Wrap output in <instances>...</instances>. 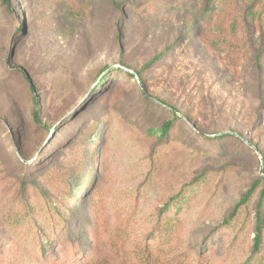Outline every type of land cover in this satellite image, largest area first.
Wrapping results in <instances>:
<instances>
[{
	"label": "rangeland",
	"instance_id": "rangeland-1",
	"mask_svg": "<svg viewBox=\"0 0 264 264\" xmlns=\"http://www.w3.org/2000/svg\"><path fill=\"white\" fill-rule=\"evenodd\" d=\"M251 1L236 0L240 14ZM55 3L10 0L12 14L0 6V264H73L61 258L69 252L60 247L44 258L29 255L14 220L29 221L22 213L27 193L32 222L45 227L41 195L58 206L53 174L80 163L78 138L93 125L99 134L90 139L96 137L98 149L85 163L100 199L84 193L73 205L77 218L58 240L79 245L73 257L92 246L96 211L97 247L105 264H119L118 251L150 238L159 210L185 189L183 240L165 259L187 252L184 264H196L198 253L201 264H242L252 245L258 191L233 226L221 225L260 175L261 161L264 175V14L260 25L247 30L240 22L231 35L209 29L189 35L204 0ZM156 54L160 61L144 73L149 93L189 113L205 135L240 133L255 149L233 138L216 148L178 121L159 146L148 130L169 114L144 104L137 78L113 71L121 63L128 72L142 71ZM20 70L30 76L33 93ZM33 94L39 124L32 118Z\"/></svg>",
	"mask_w": 264,
	"mask_h": 264
},
{
	"label": "trees",
	"instance_id": "trees-1",
	"mask_svg": "<svg viewBox=\"0 0 264 264\" xmlns=\"http://www.w3.org/2000/svg\"><path fill=\"white\" fill-rule=\"evenodd\" d=\"M39 1L42 4L46 2V0ZM55 1L56 0H48V3L54 5L56 4ZM148 1L149 0H139V3H146ZM0 6L3 11H6L10 14L13 13L10 0H0ZM263 14L264 0L251 1L248 5H246L242 14L239 13L236 0H204L200 12L198 13L197 17L192 20L187 34H196L198 31H200V29H209V31L213 30L219 36L224 35L225 33H229V35H231L233 32L237 31L236 26H239L240 22H242L243 26L247 30L251 29L253 24L256 25L257 23L260 25L262 23L261 19ZM43 21L44 20H42V22ZM241 27L242 26L240 25L238 29ZM19 28V25L15 26L16 30H20ZM119 35L120 32H118V36ZM261 54L264 55V44L262 45ZM160 57L161 54L154 55L152 60L144 65V69L142 71L135 70L133 73L128 72L126 69H123V67H126L124 63H121L122 67H119L120 69L117 68L113 70L118 74L123 72L124 76L135 78V80L138 78L144 87V91L139 88L144 104L148 108L155 107L169 114L168 118L164 119L158 126H154L148 130L149 135L156 140V143L159 146H163L168 143V140L170 139V136L173 132V128L175 127L174 124L176 121H178L182 126L184 125L190 129L195 136L200 137L204 141H211V146L216 148H221L224 144L223 142L230 138L239 141L243 145L244 143L248 145L242 139L241 134L236 132H213V135L211 136L205 135L204 130L201 126H199L197 121L193 119L189 113L182 112V116L187 118L200 132H202V134L194 131V129L185 121V119L177 114V112L181 111L179 107H176L168 101L149 93L147 78L144 76V73L148 70L154 69L156 62L160 61ZM19 72L33 93L34 86L30 76L24 70H20ZM102 79H100L99 83H102ZM157 101L162 103L164 106ZM39 109V100L33 94L31 113L34 122L37 124H39ZM97 134H99V131L96 125L85 129L78 138V145L83 152L80 163L76 165L74 169L72 167L65 173L56 171L53 174V177L56 180L51 181V185H53L55 188L54 190L59 195L58 206L57 204L46 202L48 199L46 194L41 195L44 196L45 200L43 199V201H45L46 210H48L45 212V219H41L42 221H45V227L39 228L36 223L32 222L33 208L31 206L30 200L28 199L29 195L24 193V197L22 199L24 209L22 213L25 216H28L29 221H25L24 225L23 223L17 225L19 221L16 219L14 220L16 223L14 228H21L23 230L22 232L18 231V234L20 233L24 235L26 245L30 248L29 255L37 254L44 258L46 254L53 252L54 248L57 250V248L60 247L65 253L69 252V257L67 253L62 255L61 258L63 260H68L69 258V262L73 261V264H105L107 255L103 253L96 244L97 227L95 226L98 221V215L96 214V211H92L93 216H91L93 221L92 228H94L93 236L89 237V240L93 242L91 247H85V249L83 248L77 256L73 257L76 254L75 251L77 250L75 247H78L79 245L76 242H72L71 239H68L64 242L60 241L62 244H60L58 241L65 235L69 222L77 218L76 212L73 211L74 203H76V201L79 200L80 197L84 195V193L90 194L95 201L100 199V191L94 185L95 181L93 179V175L90 177V174H92L90 169H92V167L89 168L85 163V160L87 157H89V155L90 157L96 156L98 149L94 144L96 137H94V140H91L90 136H96ZM72 169L73 171H71ZM84 182L87 184L85 185ZM32 184L35 186L37 182L33 181ZM34 186L32 187L31 185V187L36 190ZM27 187H29V185L23 186L21 191L25 192ZM257 191L258 195L254 212L255 226L252 245L249 255L242 264H264L263 175H258L256 177L249 188L235 203L233 209L223 220L221 225L225 226L226 228L233 226L234 222L238 219L239 214L242 211L241 208L247 205L248 201ZM185 195L186 191L183 189V191H181L178 196L171 198L163 205V207L159 210L156 220L149 232L150 238H145L142 243L137 245V249H134V245H130L128 252L125 250L118 251L117 258L120 261L119 264H168V262H172L173 264H184V262L189 259L187 252H181L171 259H165V255L169 252V250H171L173 247L179 246L183 240L184 224L182 218L180 217V213L183 209L184 203H186L187 200ZM28 228L33 229L31 232H29L27 231ZM202 250L203 249H200L199 251ZM43 254L45 255L43 256ZM202 256V254H197L196 264H201ZM55 258H58V254L55 255Z\"/></svg>",
	"mask_w": 264,
	"mask_h": 264
},
{
	"label": "water",
	"instance_id": "water-1",
	"mask_svg": "<svg viewBox=\"0 0 264 264\" xmlns=\"http://www.w3.org/2000/svg\"><path fill=\"white\" fill-rule=\"evenodd\" d=\"M137 80H138V83L141 85V83H140V81H139V79L137 78ZM158 103H160L159 101H157ZM161 105H163L162 103H160ZM164 106V105H163ZM167 108H169V107H167ZM180 117H182L183 119H185V121L195 130V131H197V132H199V133H201L202 134V132H200L187 118H185L184 116H182V114H179V113H177ZM243 139V138H242ZM244 140V142H246L251 148H254L255 149V147L252 145V144H250V143H248L245 139H243ZM261 167H262V161H261ZM260 167V175H263L262 174V172H261V168ZM264 176V175H263Z\"/></svg>",
	"mask_w": 264,
	"mask_h": 264
}]
</instances>
